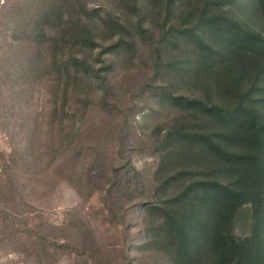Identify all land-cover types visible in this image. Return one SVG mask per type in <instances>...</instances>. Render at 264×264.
<instances>
[{
  "label": "trees",
  "instance_id": "16d2710c",
  "mask_svg": "<svg viewBox=\"0 0 264 264\" xmlns=\"http://www.w3.org/2000/svg\"><path fill=\"white\" fill-rule=\"evenodd\" d=\"M114 1L120 13L89 0L49 3L41 24L60 33L51 49L76 47L67 67L80 78L79 68L89 70L79 51L101 47V65L90 66L105 84L112 63L103 56L132 55L146 42L154 76L163 67L174 73L169 87H154L177 112L155 139L152 196L144 198L129 154L106 167L95 159L87 176L101 178L107 211L122 216L125 232L168 264H264V0ZM186 84L194 89L178 90ZM248 203L250 233L242 236L235 217ZM130 213L138 216L134 234Z\"/></svg>",
  "mask_w": 264,
  "mask_h": 264
},
{
  "label": "rangeland",
  "instance_id": "374dc122",
  "mask_svg": "<svg viewBox=\"0 0 264 264\" xmlns=\"http://www.w3.org/2000/svg\"><path fill=\"white\" fill-rule=\"evenodd\" d=\"M53 2L0 0V128L7 153L0 184V264H168L135 236L137 213L129 215L134 235L125 232L122 216L107 211L101 178L87 172L95 159L106 167L129 154L141 171L144 198L153 195L155 139L177 112L161 92L174 73L165 74L163 67L154 76L151 48L139 42L132 55L103 56L112 63L105 84L93 78L90 66L101 65L95 62L101 47L82 48L89 71L79 68L76 78L67 58L77 48L69 42L53 51L58 27L41 24ZM89 4L122 10L114 0ZM251 208L248 203L237 211L239 235L250 233Z\"/></svg>",
  "mask_w": 264,
  "mask_h": 264
},
{
  "label": "built area",
  "instance_id": "2783aa9c",
  "mask_svg": "<svg viewBox=\"0 0 264 264\" xmlns=\"http://www.w3.org/2000/svg\"><path fill=\"white\" fill-rule=\"evenodd\" d=\"M5 142V133L0 128V184L3 181L5 174V164H6V149L4 146Z\"/></svg>",
  "mask_w": 264,
  "mask_h": 264
}]
</instances>
